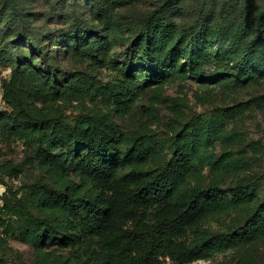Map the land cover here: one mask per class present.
Here are the masks:
<instances>
[{"label": "rangeland", "instance_id": "1", "mask_svg": "<svg viewBox=\"0 0 264 264\" xmlns=\"http://www.w3.org/2000/svg\"><path fill=\"white\" fill-rule=\"evenodd\" d=\"M201 1L179 0L177 6L151 17L159 0L125 4L120 0H19L27 16L21 22L9 2L0 0V188L5 190V198L0 199V264H62L87 246L84 237L41 244L23 236L27 214L54 221L63 212L62 206L53 208L36 199L34 186L64 192L72 182L81 198L96 190L95 182L81 173L71 157L72 147H50L45 120L48 128L57 123L74 127L85 117L109 115L121 130L116 139L121 154L116 161L119 179L135 169L150 172L162 162L157 156L146 162L129 159L131 136L153 135L166 148L167 161L170 144L180 140L185 126L214 115L224 127L208 139L187 185L227 188L251 181L264 191V46L248 54L254 75L247 81L220 78L217 72L227 62L221 41L208 38L201 43L193 36ZM224 1L211 0L212 12L218 13ZM253 2L264 7V0ZM75 24L89 34L79 36ZM28 32L45 49L46 58L24 43ZM134 38L139 46L134 47L147 46L149 56L157 61L155 78L149 83L139 78L148 72L141 69V59L131 46ZM198 73L214 79L199 81L194 77ZM102 87H112L119 99L105 100L97 91ZM234 106L236 114L219 116ZM24 110L35 111L39 121L18 118ZM47 149L67 157L64 169L52 171L42 162L40 152ZM256 205L255 199H231L195 223L183 241L191 245L210 234L230 232ZM156 212L149 209V218ZM161 261L176 264L170 258ZM187 264H264V236Z\"/></svg>", "mask_w": 264, "mask_h": 264}, {"label": "trees", "instance_id": "2", "mask_svg": "<svg viewBox=\"0 0 264 264\" xmlns=\"http://www.w3.org/2000/svg\"><path fill=\"white\" fill-rule=\"evenodd\" d=\"M7 1L18 20L26 21L27 16L19 0ZM61 1L58 0L59 3ZM128 1L131 0H120L123 4ZM179 3V0H159L151 17L159 16ZM211 5V0L201 1L192 26L195 30L193 36L201 43L208 38L221 41L227 62L217 72L220 78L231 76L238 81H247L254 75L249 56L256 47L264 46V7L255 6L253 0H225L218 13H213ZM78 28L79 24H75L74 30L79 36H87L90 32ZM145 29L146 26L141 33H145ZM24 43L33 46L37 55L46 58L45 49L39 46L30 32L25 34ZM136 43L138 39L134 38L131 46ZM134 52L141 59V69L148 72L139 78L145 83L153 81L154 68L158 64L149 56L148 47H134ZM145 56H148L147 60ZM194 77L203 82L214 79L212 75L202 73ZM97 91L105 100L119 99V94L112 87H102ZM236 110L237 106L224 109L219 116H231L237 113ZM18 118L39 121L33 110L22 111ZM42 124L50 147H72L71 157L76 160L81 173L93 180L96 187L94 193L85 198L77 195V187L72 182L67 183L64 192L46 185L33 187L36 199L48 202L53 208L62 206L63 212L54 221L27 214L25 239L32 238L41 244L55 238L87 239V246L74 252L73 258L62 264H161V260L167 258L176 264H187L264 236V191L255 182H240L227 188L215 185L199 189L187 185L208 139L224 127V122L214 115L185 126L178 135L180 140L170 144L171 157L167 161L166 148L153 135L131 136L132 146L126 153L129 159L146 162L157 156L162 162L150 172L135 169L119 179L116 161L121 154L116 139L121 130L109 115L85 117L74 127L57 123L48 128L46 120ZM40 159L52 171L64 169L67 162L64 154L48 149L40 152ZM4 198L3 195L0 199ZM231 199H255L257 205L230 232L210 234L191 245L183 241L195 223L217 212ZM153 208L157 212L149 218L148 211Z\"/></svg>", "mask_w": 264, "mask_h": 264}, {"label": "built area", "instance_id": "3", "mask_svg": "<svg viewBox=\"0 0 264 264\" xmlns=\"http://www.w3.org/2000/svg\"><path fill=\"white\" fill-rule=\"evenodd\" d=\"M2 191H3V188H0V198L4 195Z\"/></svg>", "mask_w": 264, "mask_h": 264}, {"label": "water", "instance_id": "4", "mask_svg": "<svg viewBox=\"0 0 264 264\" xmlns=\"http://www.w3.org/2000/svg\"><path fill=\"white\" fill-rule=\"evenodd\" d=\"M3 191H5V190H3ZM3 193H5V192H3Z\"/></svg>", "mask_w": 264, "mask_h": 264}]
</instances>
